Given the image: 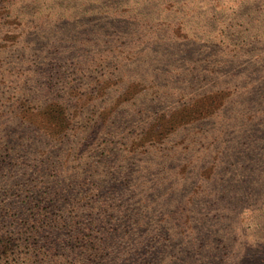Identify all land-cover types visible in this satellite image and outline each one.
Returning a JSON list of instances; mask_svg holds the SVG:
<instances>
[{
    "label": "rangeland",
    "instance_id": "obj_1",
    "mask_svg": "<svg viewBox=\"0 0 264 264\" xmlns=\"http://www.w3.org/2000/svg\"><path fill=\"white\" fill-rule=\"evenodd\" d=\"M0 136L191 187L166 263L264 264V0H0Z\"/></svg>",
    "mask_w": 264,
    "mask_h": 264
},
{
    "label": "trees",
    "instance_id": "obj_2",
    "mask_svg": "<svg viewBox=\"0 0 264 264\" xmlns=\"http://www.w3.org/2000/svg\"><path fill=\"white\" fill-rule=\"evenodd\" d=\"M42 139L0 136V264H180L164 250L174 247L166 237L197 233L191 187L148 188L168 194L149 197L131 171L102 167L101 154Z\"/></svg>",
    "mask_w": 264,
    "mask_h": 264
}]
</instances>
